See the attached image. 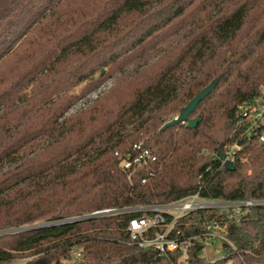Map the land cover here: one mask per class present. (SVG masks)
Instances as JSON below:
<instances>
[{
    "label": "trees",
    "instance_id": "16d2710c",
    "mask_svg": "<svg viewBox=\"0 0 264 264\" xmlns=\"http://www.w3.org/2000/svg\"><path fill=\"white\" fill-rule=\"evenodd\" d=\"M218 76L195 128H163ZM261 96L264 0H0V232L16 229L0 234V264H185L129 243L141 212L54 222L195 193L264 198V121L248 134L238 118ZM137 143L156 160L129 179L116 152ZM234 144L228 170L218 152ZM213 219L236 249L224 242L209 262L197 243L186 264H264V205L238 222L197 210L175 229L199 234Z\"/></svg>",
    "mask_w": 264,
    "mask_h": 264
},
{
    "label": "built area",
    "instance_id": "2783aa9c",
    "mask_svg": "<svg viewBox=\"0 0 264 264\" xmlns=\"http://www.w3.org/2000/svg\"><path fill=\"white\" fill-rule=\"evenodd\" d=\"M239 124H247V133L264 121V96L256 98L254 101L239 106L238 110ZM255 135L260 142H264V131H256ZM240 146L234 144L225 151L227 159L234 162L236 152ZM120 158L121 168L127 172L129 179L132 174L140 169H147L156 160L150 149L143 147L142 143L134 144L132 150L127 154L116 152ZM224 163V161H223ZM146 182V179L143 180ZM264 205V198H250L242 200H224L204 198L199 193H195L182 199L164 204L140 205L125 208H104L95 210L91 213L77 216L61 221L54 222L64 223L80 220L90 217H99L113 215L122 212H141L140 216L130 220L128 225L129 243L144 249H151L157 252L161 257L171 259V255L180 253L182 259L185 258L191 248L197 243L202 245V253L208 250V245L220 243L223 254L210 259L203 256L209 262L220 260L226 256L223 243H228L233 249L234 243L227 234V223H222L217 219L205 222L203 232L193 235H181L180 230L175 229V223L180 218L202 209H215L218 215H227L230 219L239 221L250 207ZM163 227L164 230H159ZM16 229L5 230L3 233L15 231ZM221 251V250H220ZM219 252V249L217 250ZM77 257L81 253L76 254Z\"/></svg>",
    "mask_w": 264,
    "mask_h": 264
},
{
    "label": "water",
    "instance_id": "95a60500",
    "mask_svg": "<svg viewBox=\"0 0 264 264\" xmlns=\"http://www.w3.org/2000/svg\"><path fill=\"white\" fill-rule=\"evenodd\" d=\"M104 73V70H102ZM221 76L216 77L213 79L205 88H203L186 106H184L179 115L174 119L170 120L164 125V129L175 126L179 123H188V127L195 128L199 123V117L192 118L191 115L196 111L199 104L206 99L208 95H210L217 87ZM218 157L224 161V165L228 170H234L235 164L231 160L227 159V155L224 151L218 152Z\"/></svg>",
    "mask_w": 264,
    "mask_h": 264
},
{
    "label": "rangeland",
    "instance_id": "374dc122",
    "mask_svg": "<svg viewBox=\"0 0 264 264\" xmlns=\"http://www.w3.org/2000/svg\"><path fill=\"white\" fill-rule=\"evenodd\" d=\"M113 83V80H108L104 85H102L100 88H98L97 90L87 94L84 98H82L79 103L75 106L74 110L78 109L79 107L81 106H84L88 103H90L92 100L96 99L98 97V95L107 90ZM84 88V84H81L79 85L77 88L74 89V92L75 93H80ZM0 234H3V231L0 232ZM219 249V252H217V250ZM221 250V251H220ZM204 255L210 259H213V258H216L218 256H220V254L222 253L223 254V250H222V246L220 243H216V244H210L208 245V250L203 252ZM202 253V254H203ZM28 258H23V259H20L16 262H14L13 264H20V263H23L25 261H27ZM180 260L184 261V263L186 264V260L185 258L182 259L180 258Z\"/></svg>",
    "mask_w": 264,
    "mask_h": 264
}]
</instances>
